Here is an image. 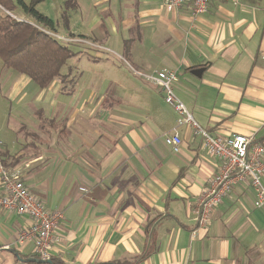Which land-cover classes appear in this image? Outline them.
<instances>
[{
  "label": "crops",
  "instance_id": "0c3cea01",
  "mask_svg": "<svg viewBox=\"0 0 264 264\" xmlns=\"http://www.w3.org/2000/svg\"><path fill=\"white\" fill-rule=\"evenodd\" d=\"M165 1L66 0L60 25L70 31L74 16L89 33L80 39H114L144 74L175 71L173 93L200 127L252 135L264 147V0H210L200 16L192 15V0L173 12ZM20 76L11 97L16 115L9 111L0 123V156L48 211L63 215L50 258L264 264V205H255L248 185H235L207 226L197 228L195 210L221 163L177 124L160 89L142 79L98 104L84 90L66 99L60 81L39 89ZM28 82L38 90L25 115ZM171 134L181 139L178 153L165 144ZM29 224L26 216L0 211V264H26L18 258L33 256L32 244L17 243Z\"/></svg>",
  "mask_w": 264,
  "mask_h": 264
},
{
  "label": "built area",
  "instance_id": "2783aa9c",
  "mask_svg": "<svg viewBox=\"0 0 264 264\" xmlns=\"http://www.w3.org/2000/svg\"><path fill=\"white\" fill-rule=\"evenodd\" d=\"M186 1L166 0L164 8L168 12L177 11ZM209 1L192 0V15H203L207 11ZM225 1L234 5L239 2V0ZM48 34L59 42L69 45L70 40L55 33L48 32ZM73 41L86 45L84 39H74ZM133 74L161 90L165 103L172 107L178 115L177 124L188 126L193 135L201 139L202 146L207 153L221 163L219 172L214 176L195 210L197 228L207 226L213 209L238 184L253 188L256 193L255 205L262 207L264 205V189L261 186V178L264 175V147L256 143L252 135L221 136L200 127L185 105L173 93L172 85L177 79L175 71L161 70L151 75L134 71ZM164 141L173 153L179 152L181 139L178 135H165ZM0 182L2 187L0 211L26 216L30 221V224L19 232L17 243L19 245L32 244L33 255L36 259L50 260L49 253L52 245L57 241L55 231L63 220L62 213L60 211H48L43 203L31 193L30 189L19 180L17 174L9 172L4 167L1 159Z\"/></svg>",
  "mask_w": 264,
  "mask_h": 264
},
{
  "label": "rangeland",
  "instance_id": "374dc122",
  "mask_svg": "<svg viewBox=\"0 0 264 264\" xmlns=\"http://www.w3.org/2000/svg\"><path fill=\"white\" fill-rule=\"evenodd\" d=\"M22 1L28 5L33 0ZM37 1L35 10L53 22V32L70 40L68 47L75 52L73 57L62 67L59 76L53 81L54 83L52 82L53 87L60 81L61 91L69 95L66 99L71 98V92L84 90L87 91L86 95L89 102L93 100L98 104H107V102L114 99L117 88L118 90L121 88L126 89L132 82L139 83L142 80L133 74L134 71H142L137 70V67L124 57L125 54L121 51L122 47H117V44L113 43L114 39L111 38V41L103 43H94L89 39H84L86 45H84L85 43L73 41L74 39H80L78 35L87 37L89 33L74 19V16H72L73 25L70 27V31L66 32L62 28L60 14L66 0ZM15 16L18 17V20H26L20 12H16ZM19 78H22V76L3 66L0 58V123L5 114H7L5 117V120H7L9 111H11V114H9L11 119L16 115V111L13 109L17 107V103L14 100L11 101V97L12 90L15 87L18 88L17 79ZM28 83L29 85L26 88L31 91L20 105V109L25 115L31 114L32 107L29 106L31 103L29 100L33 97L34 92L38 90L33 83ZM99 92L101 94L95 96ZM154 92L155 88H153ZM61 97L63 96L61 95Z\"/></svg>",
  "mask_w": 264,
  "mask_h": 264
},
{
  "label": "trees",
  "instance_id": "16d2710c",
  "mask_svg": "<svg viewBox=\"0 0 264 264\" xmlns=\"http://www.w3.org/2000/svg\"><path fill=\"white\" fill-rule=\"evenodd\" d=\"M37 2L33 0L26 5L22 0H0V58L3 66L25 76L39 89H45L59 76L75 52L68 44L48 34L54 33V24L35 10ZM16 12L26 20H17ZM32 258L36 257L33 255ZM141 258L104 264H138ZM50 261L52 264H64L59 259L50 258Z\"/></svg>",
  "mask_w": 264,
  "mask_h": 264
},
{
  "label": "water",
  "instance_id": "95a60500",
  "mask_svg": "<svg viewBox=\"0 0 264 264\" xmlns=\"http://www.w3.org/2000/svg\"><path fill=\"white\" fill-rule=\"evenodd\" d=\"M202 73V69H196L193 71V74H195L197 77H200ZM21 262H25L26 264L34 263V264H52L51 261L48 260H39L36 258L28 259V260H21L18 258Z\"/></svg>",
  "mask_w": 264,
  "mask_h": 264
}]
</instances>
